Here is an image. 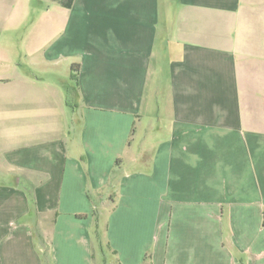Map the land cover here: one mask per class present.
Masks as SVG:
<instances>
[{"label": "crops", "instance_id": "crops-1", "mask_svg": "<svg viewBox=\"0 0 264 264\" xmlns=\"http://www.w3.org/2000/svg\"><path fill=\"white\" fill-rule=\"evenodd\" d=\"M65 1L0 0V264L101 213L116 264H264V0Z\"/></svg>", "mask_w": 264, "mask_h": 264}, {"label": "rangeland", "instance_id": "rangeland-1", "mask_svg": "<svg viewBox=\"0 0 264 264\" xmlns=\"http://www.w3.org/2000/svg\"><path fill=\"white\" fill-rule=\"evenodd\" d=\"M106 213L100 215L98 229L94 232L93 264H116L115 256L110 251L106 241Z\"/></svg>", "mask_w": 264, "mask_h": 264}, {"label": "trees", "instance_id": "trees-1", "mask_svg": "<svg viewBox=\"0 0 264 264\" xmlns=\"http://www.w3.org/2000/svg\"><path fill=\"white\" fill-rule=\"evenodd\" d=\"M72 2H73V0H66L64 4H65L66 6H68V7H70V6L72 5ZM76 68H78V67H74V70H75Z\"/></svg>", "mask_w": 264, "mask_h": 264}]
</instances>
